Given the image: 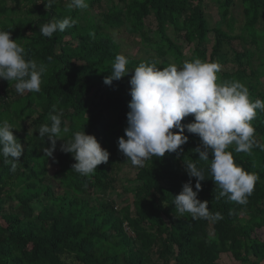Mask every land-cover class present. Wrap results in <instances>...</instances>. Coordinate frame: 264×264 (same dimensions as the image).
Returning a JSON list of instances; mask_svg holds the SVG:
<instances>
[{"label":"trees","instance_id":"16d2710c","mask_svg":"<svg viewBox=\"0 0 264 264\" xmlns=\"http://www.w3.org/2000/svg\"><path fill=\"white\" fill-rule=\"evenodd\" d=\"M70 2L54 0L48 6L49 0H0V30H8L24 47L26 60L47 66L39 92L12 98L16 81L0 79V123L14 128L24 150L15 170L0 155V264H221L226 254L238 264H264V148L236 152L233 143L227 149L236 164L259 178L244 205L219 196L211 153L209 161L200 160L194 149L202 142L186 130L182 152L133 166L117 144L127 127L132 73L111 86L103 82L115 56L122 54L112 33L123 28L144 49L142 57L127 58L129 71L140 62L162 68L194 58L223 67L229 63L228 47L241 41L254 48L233 50L235 67L220 70L218 82L239 81L250 101H264V0H241L244 24L237 35L231 15L236 0H86L85 9L69 7ZM207 2L218 8L220 24L213 28ZM65 17L76 23L52 38L42 36L40 25ZM150 18L155 25L148 30ZM184 46L193 47L189 58ZM50 113L61 114V128H69L60 138L68 141L85 130L109 151L108 162L81 175L72 170V154L60 151L64 141L57 140L58 171L51 181L43 151L50 141L38 133L42 124H51ZM256 113L254 139L264 145V111ZM193 119L189 115L182 123ZM189 160L205 177L198 198L223 219L194 220L176 211L174 196L189 180L184 167ZM124 167L136 171L134 182L124 181L133 204L118 208L109 196L124 185L119 178ZM191 179L195 191L196 179Z\"/></svg>","mask_w":264,"mask_h":264},{"label":"clouds","instance_id":"9594fccd","mask_svg":"<svg viewBox=\"0 0 264 264\" xmlns=\"http://www.w3.org/2000/svg\"><path fill=\"white\" fill-rule=\"evenodd\" d=\"M53 2L49 0L48 6ZM68 6L85 9L88 4L86 0H71ZM75 23L71 17L59 21L52 19L40 25L39 31L42 36L52 38L55 32H63ZM127 64V57L117 54L111 74L103 80L105 85L111 86L113 81L132 73L129 80L132 99L128 104L124 136L117 140L119 152L133 166L143 167L152 157H164L166 153H177L178 150L182 152L181 146L189 139L185 130L196 134L202 148L198 146L194 151L203 161H209L211 153L210 171L216 186L221 189L219 196L246 204L259 178L236 164L227 149L233 143L236 152L250 154L254 146L264 148V145L256 144L255 129L251 124L256 110L264 111V101H250L247 87L239 81L218 82L217 73L221 66L217 62L194 58L184 61L182 66L169 63L162 68L155 63L140 62L131 71ZM46 71L45 64L25 59L24 47L11 39L8 30H0V79L16 81L15 90L22 95L26 91L39 92ZM189 115L194 117L193 121L182 123ZM49 118L51 124H42L38 129L39 136H47L50 141V147L43 149L46 157L54 158L57 140H62L60 151L72 154L76 161L72 170L81 175H90L98 165L108 162L109 151L101 147L94 135L86 134L85 130L76 131L71 140L65 141L60 137L68 133L69 128H61V114L50 113ZM12 129L7 121L0 123V155L15 170L24 150ZM184 167L189 180L174 196L176 211L180 215L190 213L194 220L223 219L219 212L210 213L208 201L198 198L202 191L201 182L205 180L203 170L191 160L184 161ZM191 178L196 179L195 191Z\"/></svg>","mask_w":264,"mask_h":264},{"label":"rangeland","instance_id":"374dc122","mask_svg":"<svg viewBox=\"0 0 264 264\" xmlns=\"http://www.w3.org/2000/svg\"><path fill=\"white\" fill-rule=\"evenodd\" d=\"M64 1H67V0H64ZM8 5H11V4H8ZM205 6H206L205 13H206V17H207L209 26L213 28L216 24H218V23L220 24L217 5L213 2H207V5L205 4ZM94 14H96V13H94ZM231 15H232L234 22H235L234 34L237 35L240 33V27L243 26V24H244V17H243L241 0H236L234 7L231 9ZM146 25H147V29L150 30V29L154 28L155 22L153 19L150 18L147 20ZM225 30H226V28H225ZM112 34H113L114 39L120 43V45L122 47L121 53L123 55H125L127 58H130V59L142 57L144 49L142 48L141 45H139L138 40L133 38L130 34H128L124 28L115 31ZM73 44L75 45V43H73ZM247 47H251L252 49L254 48V47L249 46V45L244 46L241 41L233 42V44L230 45V47H228L229 63L226 66L221 67V71H224V70L232 71L233 67H235L230 62V60H232V58H233L232 51L233 50L243 51ZM192 51H193V47L184 46L183 52H184V55L186 58H189L191 56ZM256 63H257V61H256ZM262 82H263V84L261 86V90H264V78L262 79ZM12 93L14 94V96H12V98L17 96V92L15 90V87L13 88ZM55 158H56L55 153H54V158L49 157V168H48V170H49V178L51 179V181L54 180V178H53L54 174L58 171V168L54 163ZM135 175H136V171H135L134 167L132 169L128 168V167H124L120 173L119 178L123 182L128 181V180H129V182H134ZM55 183H57V181H55ZM126 188H127V183L124 182V185L120 184L118 191L111 193L109 196L110 199L113 198L117 202L118 208H123L126 204H128L132 207L133 197H132V194L130 192L126 191ZM219 263H221V264H238L237 262L234 261V259L232 258V256L230 254L222 255L220 257Z\"/></svg>","mask_w":264,"mask_h":264}]
</instances>
